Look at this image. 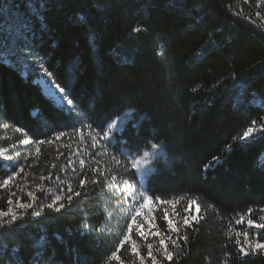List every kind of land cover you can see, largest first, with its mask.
Segmentation results:
<instances>
[{"label":"trees","instance_id":"16d2710c","mask_svg":"<svg viewBox=\"0 0 264 264\" xmlns=\"http://www.w3.org/2000/svg\"><path fill=\"white\" fill-rule=\"evenodd\" d=\"M32 4L14 0L12 13L0 17L5 40L15 18L39 31L42 14L47 25L25 76L21 64H0V210L15 208L18 216L0 229V264H140L133 240L143 252L151 245L157 264H264V253L243 255L238 238L240 216H264V135L241 140L253 121L264 125V0ZM209 38L219 44L208 47ZM41 59L70 93L72 115L36 82ZM127 109L138 113L124 126L127 148L162 143L167 153L145 193L159 210L169 201L199 208L198 224H174L188 238L175 246L177 233L162 218L172 261L132 223L128 189L141 185L129 157L127 166L117 164L121 144L114 150L97 136L100 124Z\"/></svg>","mask_w":264,"mask_h":264},{"label":"snow or ice","instance_id":"6c2138e0","mask_svg":"<svg viewBox=\"0 0 264 264\" xmlns=\"http://www.w3.org/2000/svg\"><path fill=\"white\" fill-rule=\"evenodd\" d=\"M13 3H14V0H0V17L5 16L6 14L12 13ZM45 3H46V0H40V7L42 9L45 7ZM29 6L33 7L32 0H29ZM257 15H259V13H257ZM80 19L83 20L84 17H80ZM37 20L40 21L39 31H37L35 24L29 23L27 20L22 21L18 26H15L14 28L12 25L9 26L7 40L0 38V64H10L11 63L9 60L4 58V52H3V49L7 46L8 41H10L12 44V48L9 52L10 56L19 57L21 61H31L33 53L30 50L36 46L35 42L40 40L42 38L43 33L47 31V25L45 23L44 16L42 14L38 15ZM0 23H3V21H0ZM0 37H3L2 28H0ZM42 62H43L42 59L37 60L34 66L41 67ZM42 72H43L42 79L47 80L49 88L56 95L59 96L60 100L64 101V105H63L64 110H66L68 115H72L74 113L75 106H74V101L72 99H68V96L70 95V93L66 92L64 88H61L59 85H57L53 79H50L52 74L47 72L46 69H42ZM75 123H83V122L77 117ZM252 124L253 126L248 127L247 130L243 133L241 140L246 141V139L249 138L251 134L256 133V132H261V134L264 135V132L261 131L262 129H264V125H261V129H257L255 127V121H253ZM123 125H124L123 120L119 122V125H117L115 122L102 123L99 125L100 132L97 133V136L100 139H104L105 144L112 147L114 150H116L117 143H120L121 148L119 150L123 154L124 160L123 161L117 160L116 162L117 164L124 163L125 166H127L129 164L128 156L132 155L133 150L127 148V141L122 139L123 132L125 130ZM133 127L134 128L139 127V124L138 123L133 124ZM64 135L65 133L60 132L57 135V139H59L61 136H64ZM152 147L158 150L156 153L157 156L162 155V153L159 151L161 147L160 144L158 143L154 144L152 145ZM217 159H218L217 157H213V160H217ZM83 163L84 162L81 161V164ZM148 163L149 162L147 160H143V159L136 160L135 158H133L130 161L131 168L133 170L131 174L132 175H136V174L144 175V173L139 172V169L141 167V164L147 165ZM11 178L12 177L9 176L7 179L3 181V183L7 185L8 181ZM83 183L84 181L82 180L81 185H83ZM96 183H99V181L97 180ZM69 191H71V189H69ZM76 195H79V193H76ZM72 198L73 197L71 195L67 197L69 202L72 201ZM60 199L61 197L57 196L53 200L52 204L48 205V207L52 208L56 204V202ZM151 199H152L151 196L147 197V201H150ZM137 203L139 202L137 201ZM20 207L22 209H28L32 207V204H27V205L21 204ZM64 207L65 205L63 203H60L59 208H57L56 210L59 211L60 209H63ZM140 207H144V205L142 204L140 205ZM197 211H199V208H197ZM40 214H41L40 212L34 213V215L36 216H39ZM21 215H23V213ZM5 217H10V219H4ZM17 219H18L17 214L13 212L11 208H9L7 212L0 211V229H5L7 226L14 224V222L17 221ZM165 219L169 226V230L177 233V239L171 240V243L175 246L177 245V240H183L184 242H187V239H188L187 236L180 237L178 235L179 230L175 227V225L172 223L170 219H167L166 214H165ZM135 221H136V217L133 216L132 223H135ZM198 223H199V219L197 215H192L190 218L185 216V218L183 219V225L185 227H192L193 224H198ZM248 224L254 225L256 229H264V223L256 224L254 221L249 220ZM139 227H143V225H139L138 228ZM131 228H132V224H129L128 230L131 231ZM139 235L144 236V232L140 231ZM245 236H247V233H245ZM126 240H128L127 235L124 237L123 240L120 241L121 246H123ZM160 245L162 246L165 245V241L163 239L160 240ZM148 249H149L148 256L152 258L153 264H157L156 257L153 255V252L151 250L152 246L148 245ZM157 251H158V254L161 255L162 260L166 259L167 261H172L173 254L167 250L166 246L163 247L162 251L159 249ZM132 252L133 254L138 255L136 251V246L134 243L132 245ZM240 252L245 256L248 255L249 253H252V254L264 253V242H261L260 239H256L254 243L252 241H249L247 243V246H244V245L240 246ZM113 255L115 256V253H113ZM116 259H119V257L117 256ZM140 264H144V258L142 256L140 257Z\"/></svg>","mask_w":264,"mask_h":264},{"label":"rangeland","instance_id":"374dc122","mask_svg":"<svg viewBox=\"0 0 264 264\" xmlns=\"http://www.w3.org/2000/svg\"><path fill=\"white\" fill-rule=\"evenodd\" d=\"M14 20H15V25L13 26V28L15 26H18L19 22H20L19 18H15ZM9 26L10 25L7 24V29H9ZM218 44H219L218 41L212 40L209 38L208 47H214V46H217ZM11 48H12V46L9 47L7 50L3 51L4 52V58L9 60V61L11 60L10 61L11 63L9 65H12L14 67H18V64H21L22 65L21 72L25 76L27 74V72L25 73L23 69H24V67L26 68V65L31 64L33 57L31 59V61H21L19 57H11L9 55ZM204 51H205L204 49H200V51L196 54L195 59L202 56ZM120 54L122 55V53H120ZM9 56L11 58H9ZM42 69H43L42 67H40L38 69V71H37L38 76L36 77V79H38L39 76L40 77L43 76ZM137 115H138V113L135 110L127 109L123 114H121L120 116L113 119L110 123L115 122L117 125H119V122L121 120H123L124 121L123 127H124L128 121L133 120V119H137L138 118ZM255 127L257 129H261V125L255 124ZM256 133H259V132H256ZM256 133H253V134H256ZM253 134H251V135H253ZM154 144H157V143H153V144L143 148L142 150H140L138 152H133L132 155L128 156L130 161L133 158H135L136 160L143 159V160H147L149 162L147 165L141 164V167L139 169L140 173H144V175L138 174L141 187L139 189H134V188L128 189V193L130 194V198H131L132 202L134 204H136V206L132 207L129 210V212H131L132 215L136 217V221L133 224L136 225L137 228L139 225H143V227L138 228V232H140V231L144 232V236H141V237L147 238L148 241L154 240L155 242L158 243V246H162V245H160V240L163 239L165 241L164 236L166 234V231H165V229H162L163 219H165V215H163V216H161V215L165 213L167 215V219H170L173 224H175L177 222H183V219L185 218V216L190 218L192 215L196 214L198 205L188 204V206L183 205V207L181 206L182 208H180L177 204H174L172 201H169L167 203H164V205L162 206V209L159 210L158 209V206H159L158 202L159 201H157L156 199H153V198L150 201H147V197H149V196L144 191V185L146 183L147 177L154 170V165H155L156 161L158 159L167 157V153H166V150H165V147L163 146V144L158 143L161 145L159 151L162 153V155H160V156L156 155L158 150L156 148L152 147V145H154ZM2 155H3V151H0V156H2ZM142 194L144 195V198L143 199L138 198V196L142 195ZM137 201L139 203H137ZM142 204L144 205V207H140V205H142ZM11 209L13 212H16L15 208H11ZM2 212H7V211H2ZM7 218H9V217H5L4 219H7ZM138 218L142 219L143 221L138 222V220H139ZM249 220L254 221L256 224L264 223V216L258 215L257 212L254 213L253 215L247 214V215L240 216L238 221H239L241 228L239 229L240 232L238 233V238L240 239V242L242 241V245L247 246V243L249 241H252L254 243L256 239H260L261 242H264V229H256L254 225H249L248 224ZM167 228L169 229L168 224H167ZM245 233H247V236H245ZM138 236H140L139 233H138ZM133 243L136 246V251L139 254V256L140 257L142 256L144 258V260H146V262L149 263V260H150L149 258H151V257L148 256V251H149L148 247H147L146 251L143 252V250H145V249L141 248V247L139 248L137 240H133L132 245H133ZM163 247H165V245ZM151 250H152L153 255H154L153 247ZM162 250H163V248L161 249V251Z\"/></svg>","mask_w":264,"mask_h":264},{"label":"bare ground","instance_id":"6f19581e","mask_svg":"<svg viewBox=\"0 0 264 264\" xmlns=\"http://www.w3.org/2000/svg\"><path fill=\"white\" fill-rule=\"evenodd\" d=\"M9 52V51H8ZM6 57V56H5ZM12 57V56H11ZM10 56H9V58H11ZM11 61V60H10ZM16 62V61H15ZM17 63V62H16ZM21 70V69H20ZM24 72L26 73L27 72V67L25 68L24 67ZM38 80V82H39V84L41 85V87H42V89H43V91H44V93L45 94H47L50 98H52L53 100H54V102L56 103V104H58L59 106H62V105H64V101H62V100H60L59 99V96L58 95H56L50 88H49V86H48V83H47V80H44V79H42V77H40L39 76V78L37 79Z\"/></svg>","mask_w":264,"mask_h":264},{"label":"water","instance_id":"95a60500","mask_svg":"<svg viewBox=\"0 0 264 264\" xmlns=\"http://www.w3.org/2000/svg\"><path fill=\"white\" fill-rule=\"evenodd\" d=\"M37 82V81H36Z\"/></svg>","mask_w":264,"mask_h":264}]
</instances>
